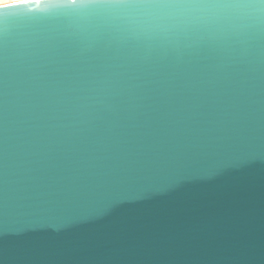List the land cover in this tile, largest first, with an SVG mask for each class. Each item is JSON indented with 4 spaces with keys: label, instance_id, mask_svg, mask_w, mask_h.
Returning a JSON list of instances; mask_svg holds the SVG:
<instances>
[{
    "label": "water",
    "instance_id": "1",
    "mask_svg": "<svg viewBox=\"0 0 264 264\" xmlns=\"http://www.w3.org/2000/svg\"><path fill=\"white\" fill-rule=\"evenodd\" d=\"M0 264H264V0L0 7Z\"/></svg>",
    "mask_w": 264,
    "mask_h": 264
},
{
    "label": "clouds",
    "instance_id": "2",
    "mask_svg": "<svg viewBox=\"0 0 264 264\" xmlns=\"http://www.w3.org/2000/svg\"><path fill=\"white\" fill-rule=\"evenodd\" d=\"M16 0H0V7L6 6L7 4L15 3Z\"/></svg>",
    "mask_w": 264,
    "mask_h": 264
},
{
    "label": "snow or ice",
    "instance_id": "3",
    "mask_svg": "<svg viewBox=\"0 0 264 264\" xmlns=\"http://www.w3.org/2000/svg\"><path fill=\"white\" fill-rule=\"evenodd\" d=\"M32 2L39 4V3H42L43 0H26V3H32Z\"/></svg>",
    "mask_w": 264,
    "mask_h": 264
},
{
    "label": "bare ground",
    "instance_id": "4",
    "mask_svg": "<svg viewBox=\"0 0 264 264\" xmlns=\"http://www.w3.org/2000/svg\"><path fill=\"white\" fill-rule=\"evenodd\" d=\"M21 2H26V0H16L15 3H11V4H16V3H21ZM7 5H10V4H7Z\"/></svg>",
    "mask_w": 264,
    "mask_h": 264
}]
</instances>
